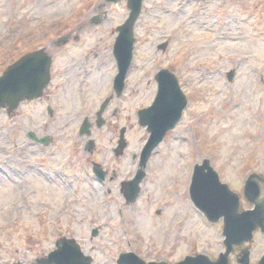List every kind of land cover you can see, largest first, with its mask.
I'll list each match as a JSON object with an SVG mask.
<instances>
[{
  "label": "rangeland",
  "instance_id": "obj_1",
  "mask_svg": "<svg viewBox=\"0 0 264 264\" xmlns=\"http://www.w3.org/2000/svg\"><path fill=\"white\" fill-rule=\"evenodd\" d=\"M45 3L54 38L71 35V44L55 53L42 98L12 113L0 110V263L38 264L63 236L76 238L94 264H117L122 252L171 263L197 253L217 258L224 250L222 221L208 222L193 205L192 169L210 158L222 181L241 195V209L251 206L243 196L245 180L252 172L264 176V0H144L120 98L113 90V50L117 27L129 16L127 0H0L2 20L15 18L20 6L42 14ZM163 68L176 73L189 104L148 162L138 199L128 204L121 183L100 186L86 164L105 156L114 161L113 134L96 128V150L86 156L78 130L85 117L94 123L101 103L114 94L106 118L120 102L119 127L133 124L129 151L140 153L149 132L138 123V111L154 101L155 76ZM230 70H236L232 82ZM73 109L78 117H68ZM30 131L51 141L36 145ZM114 166L120 181L132 161L118 158ZM246 245L250 264H258L264 234L256 231Z\"/></svg>",
  "mask_w": 264,
  "mask_h": 264
},
{
  "label": "water",
  "instance_id": "obj_2",
  "mask_svg": "<svg viewBox=\"0 0 264 264\" xmlns=\"http://www.w3.org/2000/svg\"><path fill=\"white\" fill-rule=\"evenodd\" d=\"M118 1V0H112ZM130 9L129 18L119 27V35L114 46V55L118 61L119 73L115 79V89L120 94L124 89L125 76L132 61L134 49V25L138 20L143 0H127ZM166 43L159 46L165 49ZM51 58L43 51L35 52L23 57L11 65L0 77V109L8 106V112L16 109L25 99L38 98L42 95L45 86L50 81ZM234 72L229 74L233 79ZM159 90L154 104L149 109L139 113L140 123L148 125L151 132L149 141L144 147L141 156L139 171L135 178L123 184L122 191L128 201H134L140 193V182L146 175L144 167L152 151L160 144L167 131L172 129L180 119L187 99L176 76L168 69H162L157 75ZM103 109V108H102ZM103 110H101L100 114ZM102 122L99 124L101 125ZM89 123L85 122L88 130ZM85 131V130H84ZM30 137H34L30 133ZM91 149L94 141H90ZM124 144L120 145L122 149ZM264 178L256 173L248 176L244 188V195L249 203L255 207L250 210H240L241 197L230 186L220 180L218 173L211 166L209 159L194 168L190 195L195 206L204 213L210 222L217 223L223 220V235L225 236V251L216 260L200 253L187 256L177 263L166 261L146 262L133 252L122 253L118 264H231L230 254L234 248L241 247L236 256L238 264H250L251 249L244 247L246 242L252 241L254 232L260 229L264 233V196L262 188ZM92 234L96 236L98 229ZM57 249L47 257L38 260L39 264H92L93 259L86 256L75 239L66 237L57 241ZM258 264H264V256Z\"/></svg>",
  "mask_w": 264,
  "mask_h": 264
},
{
  "label": "flooded vegetation",
  "instance_id": "obj_3",
  "mask_svg": "<svg viewBox=\"0 0 264 264\" xmlns=\"http://www.w3.org/2000/svg\"><path fill=\"white\" fill-rule=\"evenodd\" d=\"M254 9H259V3L253 4ZM49 8L50 4L45 3L42 7V14H39L38 8L36 6H33L31 8H25V7H18L15 11V18H13V15L10 16L9 20L7 22H4L2 20V15L0 13V74H2L9 65L16 62L17 60L21 59L27 54L34 53L36 51H39L42 49L44 53H47L52 57V72L53 68L55 67V61H56V52H64L66 53V49L68 46H70L71 43V35H64L63 37H59L57 40L54 38V19H52L49 16ZM67 21V20H65ZM74 39L78 40L79 36L76 35ZM76 43V42H74ZM67 93V89H66ZM118 98L121 96L117 95ZM38 99H32L27 101H35ZM114 102H109L108 107L105 109V113L108 110L109 106H111ZM120 102H117L115 107H112V111L110 113V118H106V114L104 115V127L108 128V133L113 134L112 139V145L111 150L115 155L114 161L112 159H109L110 156H105V158L101 160H95V159H87L86 164L89 166L94 167L95 163H100L101 166V174H104V179H100L99 177H96V181L101 185L105 186L108 184H111L113 182L122 183L125 180H130L135 176V172L133 170V166L138 162L137 154L133 151H129L130 148V142L128 139V134L131 128L133 127L132 123H128L127 125L119 127V109L117 107V104ZM152 103V102H151ZM83 109L84 106L82 105ZM47 112L50 113L52 116H54V110L51 107L47 108ZM70 116L75 113V117H78L80 115V111L71 110L68 112ZM86 119V117L83 119V121ZM91 122V121H90ZM102 129L98 128L96 126V123L91 122V133L95 132V129ZM122 131H124V137H125V148L122 151V153L117 154L116 153V146L118 145L120 135L122 134ZM78 135L80 138H83L81 135V130L79 127ZM91 135V136H92ZM40 137H44L45 135H39ZM50 138V137H49ZM93 138V136H92ZM51 141V138H50ZM87 139L85 140L84 149L86 150L87 146ZM35 144H39L35 141ZM116 145V146H115ZM97 144L95 146V149L91 152L86 151V156L92 155L96 150ZM126 158L131 159L132 161V170L126 171L125 178H122L120 181V173L118 172L115 165V160L118 158Z\"/></svg>",
  "mask_w": 264,
  "mask_h": 264
}]
</instances>
